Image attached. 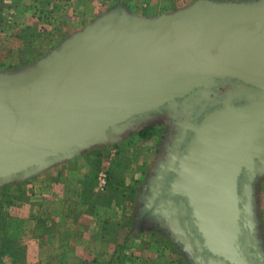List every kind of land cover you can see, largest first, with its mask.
I'll list each match as a JSON object with an SVG mask.
<instances>
[{
	"label": "water",
	"instance_id": "1",
	"mask_svg": "<svg viewBox=\"0 0 264 264\" xmlns=\"http://www.w3.org/2000/svg\"><path fill=\"white\" fill-rule=\"evenodd\" d=\"M217 82L236 91L207 99L216 108L188 126L153 213L200 264H262L252 184L264 174V0L149 18L119 5L46 61L0 73V188L117 143Z\"/></svg>",
	"mask_w": 264,
	"mask_h": 264
},
{
	"label": "rangeland",
	"instance_id": "2",
	"mask_svg": "<svg viewBox=\"0 0 264 264\" xmlns=\"http://www.w3.org/2000/svg\"><path fill=\"white\" fill-rule=\"evenodd\" d=\"M81 1L2 0L0 5V73L18 71L46 61L70 37L94 24L98 18L119 5L123 6L133 15L149 18L174 13L198 0H141L142 2L140 3L137 1L138 5L135 8L132 5L129 8V4H131L130 0H99L97 9L90 8V5ZM209 1L216 3H243L257 0ZM123 3H129L126 4L128 7ZM146 3L148 5L147 8L142 6ZM153 4L158 5V14L147 15L151 13L150 9L154 11ZM145 123H147V126L150 124L149 122H144L139 129L144 128ZM160 124V120L156 117L151 124V126L156 127L153 135L149 134L146 138H140L137 133L138 130H136L133 134L125 136L117 143L96 148L98 150L95 153H92L91 150L87 152L86 157L81 158L80 156L72 160L78 159L82 161L84 159L91 164L93 162L92 183L94 189L92 195H98L97 200L99 204H107V206L115 204L113 208L109 209L100 207L103 213L101 221L104 223V235L112 236V231H114L118 242L121 237L120 233L125 236L130 234L133 237L131 238L132 243L129 246V252L143 253L146 250L147 254L160 257L158 264H199L195 257L193 258L186 244L181 243L186 249L184 251L173 241L172 234H175L174 230L172 231L166 226L169 224L167 217L160 213L154 214V211L150 212L149 195L147 196L149 202L146 203L145 213L142 215V210L139 212L140 203L143 202L142 195H139L142 185L153 171L158 159V150L161 148V136L164 132H160V136L158 137V125ZM100 152L104 153L97 154ZM97 156L106 157L105 165L103 168L100 166L99 171H97L95 166ZM103 158H100L102 162ZM109 163H111L109 170H112V179H109L106 191L108 189V191H112L110 195H107L106 191L97 192L96 184L99 173L103 169L106 170ZM47 171L48 169L43 173ZM262 175L261 177L257 176L252 184V197L255 234L264 259V174ZM39 176L32 177L23 182L8 183L0 188V195H15V193L11 192L15 187H19L18 184L21 185L22 189H25L23 187L31 179H36ZM23 195H27V193ZM7 220L4 218V224L0 220V264H9V259L5 256H9L12 234H10V224ZM142 221H146V225H142ZM2 226H4L3 229ZM140 236H143L141 240L139 239L138 242L136 240L133 241L136 237ZM121 238L122 241H125V237ZM4 242L6 243L5 245ZM145 243L150 248L144 249ZM132 255L135 256L133 253Z\"/></svg>",
	"mask_w": 264,
	"mask_h": 264
},
{
	"label": "crops",
	"instance_id": "3",
	"mask_svg": "<svg viewBox=\"0 0 264 264\" xmlns=\"http://www.w3.org/2000/svg\"><path fill=\"white\" fill-rule=\"evenodd\" d=\"M137 1L142 2L130 0L131 4H123L135 8ZM81 2L97 9L99 0ZM153 5L154 11L150 9L151 13L147 15L158 14V5ZM142 6L148 7L147 3ZM96 150L98 149L95 148L91 152L95 153ZM86 156L87 152L83 153L81 158ZM105 159L106 157L103 158L102 168ZM77 160L49 168L38 178L31 179L23 187L25 189L18 184L19 187H15L11 192L15 195H0V220L8 219L12 234L9 256H5L9 259V264H109L111 261L118 242H123L121 237L125 235L120 233L121 237L117 242L114 231L112 236L103 234V213L100 207L109 209L115 204H99L98 195L86 194V180L92 176L93 162L91 164L84 159ZM110 165L111 163L108 170ZM107 191L105 193L110 195L112 190ZM24 193L27 195H23ZM3 220L1 222L4 224ZM141 238L143 236L136 237L133 241L138 242ZM144 240L147 241L146 238ZM18 248L23 249V254L16 261L10 253H15ZM132 253L129 252V259L133 264H158L160 258L147 254L146 250L143 253ZM164 260L165 258L163 262Z\"/></svg>",
	"mask_w": 264,
	"mask_h": 264
},
{
	"label": "flooded vegetation",
	"instance_id": "4",
	"mask_svg": "<svg viewBox=\"0 0 264 264\" xmlns=\"http://www.w3.org/2000/svg\"><path fill=\"white\" fill-rule=\"evenodd\" d=\"M201 90H206L209 94L198 92L194 95L192 92L187 97L178 99V104H176L174 108L166 109L161 114L158 113L157 115L158 120H160L161 122V124L158 125V137L160 136V132L163 131L164 134H162L161 136V148L158 150V163L156 161L153 171L148 175L147 179L144 181L141 188V193L139 194L142 195L141 198H143V202L140 203L139 206V212H141L142 210V215L145 213L144 210H146V203L149 202L147 200L148 195L150 196V212L154 211L157 208L159 209L161 201L171 195L170 189L173 181V172L171 173L170 169L172 168L178 156L184 152L186 147H188L190 139L193 135V130H191L190 127L188 128V126L198 125L207 113L211 112L216 108L213 106L209 107L206 103L207 99H217L218 97L223 96L228 92L236 91V88L234 85L231 84L225 85L217 82L216 85L207 88H202ZM189 97H194L189 100L190 102H197L196 110L200 111V113H198L200 114L199 117L194 116V113L192 115V109L190 108V106H188L187 103H185V100ZM155 119L156 117L149 119L147 121L150 123L148 124L149 126H147V123H145L144 128H153L154 126H151V124ZM184 127H187V139L186 143L180 145ZM155 128L156 127H154V129ZM142 225H146V221H142ZM194 257L197 260L195 255H193V258ZM262 264H264L263 257Z\"/></svg>",
	"mask_w": 264,
	"mask_h": 264
},
{
	"label": "trees",
	"instance_id": "5",
	"mask_svg": "<svg viewBox=\"0 0 264 264\" xmlns=\"http://www.w3.org/2000/svg\"><path fill=\"white\" fill-rule=\"evenodd\" d=\"M119 1V0H117ZM2 0H0V5H1ZM1 11V9H0ZM154 128L152 127H146V128H141L138 130V136L140 138H146L147 136H149V134H154ZM102 164V161L100 159V157L97 158V160L95 161V166L97 168V171L100 170V166ZM102 168V167H101ZM109 172V179H112V170H108ZM111 177V178H110ZM93 176L88 177V179L86 180V194L88 193L89 195H92L93 193V189H94V185H93ZM10 204V202L8 203ZM3 220V219H1ZM4 228V226H2V229ZM125 237V241L123 242H118L116 248H115V252L112 255L111 261L109 262V264H130L133 262H130L129 259V241L131 240V238L133 236H131L130 234H127ZM3 239V238H2ZM6 243L4 242V245ZM147 244V243H145ZM148 245L144 246L146 248H150L147 247ZM23 254V249L18 248V251H16L15 253H10V255H12L11 257H13V259H15L16 261L19 260V257H21V255ZM129 262V263H128Z\"/></svg>",
	"mask_w": 264,
	"mask_h": 264
},
{
	"label": "built area",
	"instance_id": "6",
	"mask_svg": "<svg viewBox=\"0 0 264 264\" xmlns=\"http://www.w3.org/2000/svg\"><path fill=\"white\" fill-rule=\"evenodd\" d=\"M97 187H96V191L97 192H105L106 189L108 188L109 185V173H108V169H103L97 178Z\"/></svg>",
	"mask_w": 264,
	"mask_h": 264
}]
</instances>
